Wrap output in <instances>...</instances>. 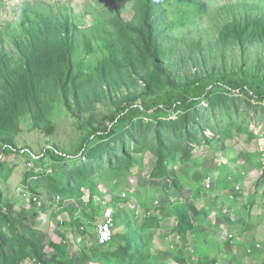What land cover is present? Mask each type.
<instances>
[{
	"label": "trees",
	"instance_id": "16d2710c",
	"mask_svg": "<svg viewBox=\"0 0 264 264\" xmlns=\"http://www.w3.org/2000/svg\"><path fill=\"white\" fill-rule=\"evenodd\" d=\"M93 1L95 6L86 7L78 14L61 2L25 1L18 6L14 19L0 26V155L24 156L35 164L46 158L60 163L62 177L55 180L56 190L65 197L62 199L56 194L53 201L58 198L60 203V199L63 202L79 198L83 193L80 188H85L90 206L97 196L94 188L100 184L95 182L97 169H102L100 181L115 185L107 190L110 193L122 185L115 175L119 172L126 177L134 166L137 153L129 145L139 144L136 135L143 140L142 137L145 139L152 133L155 165L151 177L166 176L170 152L163 130L170 133L173 121L180 124V134L192 139L189 110L201 100L211 101L215 89L241 92L264 100V85L251 81L244 67L238 68L239 73L208 72L181 81L175 78L164 49L168 36L163 27L164 6L175 2L185 7H178L176 11L203 14L208 1L212 0H134L135 15L130 20L122 16L121 9L116 6L117 0H103L105 6L101 0ZM4 4L0 0V5ZM215 10L211 18L216 16L221 46L233 44L241 54L257 46L264 52V6L240 3ZM179 21L187 19L183 17ZM80 24L87 25L81 27ZM8 43L12 47H8ZM94 43L108 50L95 67L101 70L95 76L100 84L93 83L90 72H79L73 67V58L92 53ZM115 48L120 49L112 53ZM136 74L142 85L139 88L128 86L129 77ZM123 84L125 92L120 98L106 90L110 85ZM215 84L218 85L213 88ZM97 103H104L106 109L98 117L86 116L97 108ZM60 109L72 113L74 119L76 137L72 150L62 147L56 140H48L42 154L35 153L29 145L17 146L15 135L20 131L21 121L51 136L55 129L52 115ZM176 114L177 120L172 118ZM122 128L125 135L117 138L121 143L120 153L113 152L106 141ZM187 149L183 146L182 151L189 154ZM105 165L107 168H103ZM2 167L0 160V170ZM226 182L233 186L227 179ZM2 200L0 188V204ZM30 201L35 203L32 197ZM145 210L147 214L148 207ZM176 214L178 234L184 236L191 232L194 225L188 209H179ZM145 219L151 220L152 215ZM27 220L26 216L18 217L0 206V264H24L26 260L30 264H80L94 255H100L108 263L116 256L119 264H144L141 250L133 246L132 233L123 232L117 240L118 234L114 233L104 244L95 241L96 246L84 247L75 259L66 247L47 239V233L29 229ZM60 225L63 238L75 231L92 238L78 218L61 220ZM3 226L8 227L9 233ZM47 248L52 250L50 255ZM214 262L216 260L205 264Z\"/></svg>",
	"mask_w": 264,
	"mask_h": 264
},
{
	"label": "rangeland",
	"instance_id": "374dc122",
	"mask_svg": "<svg viewBox=\"0 0 264 264\" xmlns=\"http://www.w3.org/2000/svg\"><path fill=\"white\" fill-rule=\"evenodd\" d=\"M25 1L31 0H9L3 6L0 5V26L5 21L14 19L18 6ZM45 1L69 5L76 14L86 7L95 6L93 0ZM101 3L105 6L103 0ZM240 3L264 6V0H212L208 1L207 11L203 14L188 10L176 11L178 7H185L175 2L164 6L166 12L163 27L166 35L168 34L164 49L178 81L208 72L231 74L238 72L239 67H244L251 81L264 85L262 48L257 46L241 54L233 44L224 47L218 43L219 25L216 16L211 18V15L218 7ZM116 6L121 9L124 19L134 18V0H117ZM183 17L187 21H179ZM175 23L178 26L175 27ZM85 25L87 24H80L81 27ZM94 45L92 53L73 58V67L79 72H90L93 83L100 84L95 76L101 70L95 67L108 50L100 49L96 43ZM7 46L12 47V44L8 43ZM119 49L115 48L112 53ZM252 74L258 77L254 78ZM138 80L140 78L137 74L131 75L127 84L139 88L142 82ZM106 90L120 98L125 92V85H110ZM103 105L104 103H97V108L86 116L98 117L106 109ZM172 118L177 120L178 115H172ZM52 119L55 129L51 136L31 128L28 122L21 121L20 131L15 135L17 146L29 145L35 153L42 154L46 142L56 140L62 147L72 150L76 137L72 113L64 109L56 110ZM189 120L192 139L179 133L180 124L175 121L170 125L171 130L173 129L170 133L163 130L170 152L166 176L151 177L155 165L152 133L145 139L142 137L143 140H139L136 135L139 144L129 145L137 153L134 166L126 177L125 174L116 173L115 179L123 183L115 192L107 191L115 185L113 182L100 181L102 169H97L95 182L100 184L94 188L97 196H94L92 206L85 188H80L83 193L79 198L63 202L60 199V203L57 202L58 198L53 201L56 194L62 199V196L65 197L56 190L55 180L62 177L60 163L46 158L35 164L24 156L0 155L3 162L0 170L3 200L0 206L18 217L26 216L29 229L47 233V239L66 247L75 259L84 247L96 246L95 223L101 221L102 208L109 203L115 217L113 235L118 234L115 239H119L123 232L132 233L135 237L133 246L136 245L141 250L144 264H188L196 260H203L202 264L210 260H216L219 264H264L263 244L259 250L247 252L255 243H264V100H256L241 92L227 93L224 89H215L211 101L201 100L195 108L189 110ZM124 132L125 129L122 128L106 141L113 152L120 153L121 143L117 138L122 134L124 136ZM183 146L188 148L189 154L182 151ZM103 168H107V165ZM239 171L240 188L233 194L232 201H229V195L233 186H229L226 181L214 179L211 190L202 185L208 174L215 178L213 174L226 175ZM30 194L37 196L40 204H31ZM155 200H158L156 205L153 204ZM131 204L135 205L134 209L129 207ZM145 206L150 210V215L145 213ZM225 207L228 211L223 212ZM179 209H188L194 225L193 230L184 236L179 235L176 230V212ZM151 215V220L145 219ZM231 215H235L236 227H232L231 233L237 237V243L228 247L231 242L226 245L227 235L223 238V226L220 225L225 224L223 220L230 219ZM77 218L82 228L91 234V239L76 231L63 238L60 221ZM3 229L9 233L7 226H3ZM46 251L49 255L52 253L50 248ZM222 258L224 260H220ZM108 262L100 255H94L80 264H119L116 256ZM30 263L29 260L24 262Z\"/></svg>",
	"mask_w": 264,
	"mask_h": 264
},
{
	"label": "built area",
	"instance_id": "2783aa9c",
	"mask_svg": "<svg viewBox=\"0 0 264 264\" xmlns=\"http://www.w3.org/2000/svg\"><path fill=\"white\" fill-rule=\"evenodd\" d=\"M9 0H2L3 3H8ZM244 175V174H242ZM235 177H233L232 175H227V180H231L233 187L231 188V194L229 195V200H232L234 198L233 194L238 190V188H240V182L235 181ZM213 184V180L211 176H206L205 180H204V187L206 189H210L212 188ZM20 190V189H19ZM32 195V194H30ZM32 200L34 202H36L37 204H40L39 199L37 198V196L32 195ZM158 203V200H155L153 202L154 205H156ZM129 207L131 209L135 208V205L131 204L129 205ZM228 211V209L225 207L223 208V212ZM113 209L110 206H105L103 211H102V220L97 224L96 229H95V241L98 244H104L109 242L112 237H113V226H114V215H113ZM150 210L147 212V215H150ZM231 236V235H230ZM262 243L257 242L254 244V247L248 248L247 252L250 253L252 252L254 249L255 250H259L261 248ZM190 264H202L198 261H195L193 263ZM214 264H219L217 261L214 262Z\"/></svg>",
	"mask_w": 264,
	"mask_h": 264
},
{
	"label": "crops",
	"instance_id": "0c3cea01",
	"mask_svg": "<svg viewBox=\"0 0 264 264\" xmlns=\"http://www.w3.org/2000/svg\"><path fill=\"white\" fill-rule=\"evenodd\" d=\"M240 171L239 172H236V173H234V174H232V172H231V174L230 175H232L233 177L235 176V177H237V178H239L240 177ZM213 175H215L216 177L215 178H212V180H213V186L212 187H214V182H215V180L214 179H219V180H221V181H226V179H227V175H229V173L228 174H226V175H223V174H213ZM206 176H209V174L208 175H206ZM206 176H205V178H206ZM205 178L203 179V182H202V185H203V187H204V180H205ZM241 178V177H240ZM228 181V180H227ZM205 188V187H204ZM212 188H210V190H211ZM229 201H232V200H229ZM230 217V219H226V220H223V221H225V224H221L220 226H223V238H225L226 236H225V234L227 235V240L225 241V243H226V245H227V243H229V242H231L229 245H228V247L229 246H231V245H233V244H236L237 242H236V238L233 236V234L231 233L233 230H232V227H236V223H234L235 222V215H231V216H229ZM235 230V229H234ZM220 231H221V227H220ZM231 235V236H230ZM229 240V241H228ZM197 258V257H196ZM220 260H224L223 258L222 259H220ZM196 261H198L199 262V260H196ZM203 261V260H202ZM202 261H200V262H202Z\"/></svg>",
	"mask_w": 264,
	"mask_h": 264
},
{
	"label": "clouds",
	"instance_id": "9594fccd",
	"mask_svg": "<svg viewBox=\"0 0 264 264\" xmlns=\"http://www.w3.org/2000/svg\"><path fill=\"white\" fill-rule=\"evenodd\" d=\"M261 243V242H260ZM263 245H264V243H262ZM254 247V246H253ZM194 262V261H193ZM193 262H191V263H193ZM201 263V262H200ZM221 263H223V262H221ZM224 264V263H223Z\"/></svg>",
	"mask_w": 264,
	"mask_h": 264
}]
</instances>
